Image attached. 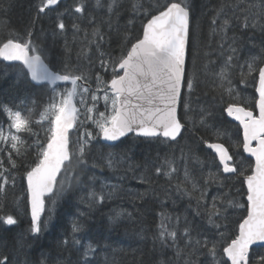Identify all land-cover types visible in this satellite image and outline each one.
<instances>
[{
    "label": "snow or ice",
    "instance_id": "obj_1",
    "mask_svg": "<svg viewBox=\"0 0 264 264\" xmlns=\"http://www.w3.org/2000/svg\"><path fill=\"white\" fill-rule=\"evenodd\" d=\"M59 4L60 0H39L25 37L18 38V33L12 30L0 40V59L20 62L16 75L23 86L21 94L7 102L0 100V113L5 117L0 120V213L6 206L7 189L15 188L17 175H21L26 181L24 200L30 216L27 231L39 241L53 218L54 197L61 196L72 185L69 174L75 182H81L73 164L79 165L81 171L116 169L126 164L127 153L110 151L101 153L100 164H89L97 145L115 147L106 142L123 143L122 138L132 134L171 147L178 145L184 134L192 133L197 125L212 129L216 140L229 139L226 132L209 123L214 119L213 112L201 106L196 96L202 83L201 74L210 75L216 93L214 99L222 105L221 113L239 121L243 130L239 146L254 157V163L245 168L238 152L230 154L224 143H209L203 137L197 139L212 150L210 162L202 160L187 146V151L179 149V155L176 151L162 157L157 154L155 160L143 166L144 173L151 168V175L142 173L138 177L142 185H147L145 191L129 193L134 201L147 198L159 201L155 228L141 229L138 234L148 239L145 233L151 232L154 254L151 264H209L208 258L211 264H264V254L257 251L264 250V0H219L210 19L209 36L217 38L216 48L211 51L202 50L198 41L191 0L163 3L157 0L155 4L128 0L127 10L141 21L138 35L132 32V19L123 30L118 23L113 24V18L118 21L125 7L121 0H107L105 4L95 0L94 8H103L107 16V20L100 21L89 11V0H74L54 20L51 35L64 40L67 57L70 30L72 41L79 39L80 51L74 62L64 58L53 63L49 61L47 48L38 42L39 38L34 40L33 35L40 15ZM12 6V0H7V7L0 4V12H7ZM67 16L75 19L66 24ZM81 17L87 18L90 29L76 23ZM237 32L251 35L245 39ZM112 33H115L116 49L111 47ZM214 54L219 64L211 59ZM201 58L203 63L198 68L197 61ZM58 82L70 87L60 91ZM249 85L254 90L251 107L245 106L246 99L239 87L246 90ZM34 89L47 90L46 105H38L31 98ZM40 107L43 111L37 113L40 119L36 120L33 110ZM37 128L43 131V139L34 130ZM25 136L31 143L22 138ZM29 150L35 152V157L31 164H25ZM213 168L216 170L212 171ZM153 176L162 178L165 184L154 186ZM234 178L246 185L244 203L231 197V189L222 191ZM85 179L89 184H100L99 190L93 188L81 197L89 213L121 191L120 185L98 182L96 176ZM213 186L216 194L209 196ZM46 198L53 207L47 209L45 216ZM184 198L188 200L184 212L167 210L169 201L175 208L177 201ZM13 203L16 216L0 215V221L7 226L19 223V205ZM230 210H243V215L229 233ZM87 214L78 213L81 218ZM125 217L131 219L132 213L116 211L108 220L117 225ZM84 231L85 225L74 220L71 237L58 242L66 250H77L75 264H92L90 257L96 254L94 244L81 245L77 239ZM167 251L172 252L171 257L166 256ZM0 264H12V261L4 255L0 256ZM38 264L48 261L42 258ZM56 264H72V261L57 260Z\"/></svg>",
    "mask_w": 264,
    "mask_h": 264
},
{
    "label": "trees",
    "instance_id": "obj_2",
    "mask_svg": "<svg viewBox=\"0 0 264 264\" xmlns=\"http://www.w3.org/2000/svg\"><path fill=\"white\" fill-rule=\"evenodd\" d=\"M39 0H12V8L7 12H0V40L6 38L7 34L14 30L18 33V38H24L26 35V29L30 26L33 17L35 16V5ZM148 3L155 4L157 0H146ZM161 3L164 0H160ZM193 9L195 12V23L198 25L197 38L201 45L202 50L211 51L216 48V37L209 36L210 19L213 15L212 9L218 6L219 0H191ZM102 4L107 3V0H101ZM121 3L125 6L121 9V13L118 21L113 18V24L118 23L123 30V26L127 24V21L134 20L131 29L133 34L138 35L141 27V21L135 19L128 9V0H121ZM0 4L7 7V0H0ZM74 4V0L63 1L56 6L52 11H46L40 15V18L35 23L33 39L42 43L48 50L49 61L53 63H59L60 59L67 58L70 62L76 60V55L80 51L79 39L76 42L72 41V32L69 30L67 37L69 40L70 51L65 57L64 40L59 36L53 38L52 32L54 30V20L56 17L70 8ZM90 9L92 15L96 16L97 21L107 20L105 10L103 8H94L95 0H89ZM75 17L67 16L65 23L68 24ZM76 23L83 29H90L87 18L81 17L76 19ZM231 31L229 35H231ZM238 35H243L245 39L251 33L237 32ZM113 43L112 49H116L117 45L115 41V33H112ZM82 37V34H81ZM42 38V39H41ZM259 37L256 39V43H259ZM211 45L210 48H206V45ZM211 59H218L215 54ZM203 63V58L198 59L197 66ZM0 59V100L7 102L9 99L14 98L16 95L23 92V86L20 79L17 77V65L18 63L11 64ZM51 66V65H50ZM103 75V73H102ZM30 78V77H29ZM107 79V77H105ZM200 79L202 81V87L196 94L199 97V104L203 107L210 108L213 112V120L209 123L213 124L215 128L220 129L222 132L228 134L229 139L216 140L214 131L212 129H202L197 125L192 133H185L184 139L179 141L178 145H172L171 147L164 143L148 142L144 138H137L133 135L123 139V143L115 144V147L105 148L103 144L97 145L91 153L89 158V164H100L99 159L101 153L113 152L116 154L127 153V162L116 169L100 168L92 170L81 171L80 166L73 164L72 167L76 169V174L81 175V182L77 183L74 180L72 174H69L68 179L72 182L70 188L59 197H54L56 203L54 205V215L49 223L48 230L44 233L39 241H36L28 233L30 216L27 214L24 196L26 181L21 175H17V183L15 188L7 189V202L4 212L0 215L12 214L17 215V208L13 202H17L19 205V215L17 216L19 223L13 226H7L0 221V256H9L12 264H38L40 259H46L48 264H56L57 260H71L72 264H75L78 259L77 250L74 248L65 249L59 246V241L64 238L71 237V227L74 220H79L80 223L85 225V231L77 235V239L81 241V245H85L89 242L96 246V254L90 257L92 264H151L153 259V249L151 242V232H146L145 235L148 239H142L138 234L141 229H154L157 223L156 212L160 210L159 201L154 198H147L145 201H134L129 193L134 191L143 192L147 185H142L139 180V175L144 173L143 166L148 163L149 160H155L157 154L161 157L170 151H176L179 155V149L191 147L202 160H212V150L208 149L206 144L199 141L197 137H203L208 142H222L229 147L231 154L239 153L240 158L244 160V167L247 168L249 164L254 163V160L248 156H245L243 149L239 146L242 140V131L238 124L232 122L226 113H221L220 109L222 105L219 103L216 97V93L213 91V82L210 75L201 74ZM70 85H57L58 90L63 91ZM95 87V85H93ZM241 90V96L246 99L245 106L251 107V103L254 99V90L249 85L246 90L243 86H239ZM47 90L34 89L32 99H35L38 105H46L48 103ZM196 96L193 100H196ZM23 98V96H21ZM255 98L258 99V95L255 94ZM227 99V98H226ZM78 107H80L77 102ZM195 107V104L193 105ZM100 110L103 111V106H100ZM257 110V109H253ZM43 111V107L33 110V118L39 120L38 112ZM196 118L195 113H191ZM5 117L0 113V120H4ZM90 126V124H89ZM40 132L41 139H43V131L39 128L34 129ZM31 143L28 138L22 137ZM187 146V147H186ZM6 147V146H5ZM35 157V152L29 150V154L25 160V164H31ZM237 157L234 155V159ZM18 163H20L18 161ZM140 166L129 167V166ZM207 170V169H206ZM216 169L213 168L212 171ZM24 168L21 167L22 173ZM146 175H151V168ZM246 175L249 173H245ZM85 176H96L98 182L107 184L120 185L121 191L112 200L106 201L103 205L94 207L91 212H88L86 203H81V197L87 195V191L95 188L99 190V183L89 184L85 179ZM155 185H164L165 181L162 178L152 177ZM231 189L230 195L240 203H244L246 199L245 190L246 185L241 184L235 178L233 181L224 188L223 192H228ZM216 186H213L209 190V196L216 194ZM157 191H160L157 188ZM175 199V197H173ZM47 201V200H46ZM9 204V205H8ZM188 200L184 198L177 201V206L173 208L169 201V212H184L187 207ZM53 205L50 201H47V208H52ZM47 208L45 216L47 215ZM126 210L132 213V218H122L117 225L109 223L108 217L116 211ZM88 213L86 217L81 218L78 213ZM231 213L229 221L230 228L228 232L235 230L237 220L243 215V210H238ZM44 218V217H43ZM42 218V219H43ZM13 245V246H12ZM80 251H83L81 248ZM264 254V250H257ZM42 253L46 255L42 257ZM167 257L172 256L171 251L166 252ZM201 259H204L202 257ZM209 264H211V258H208Z\"/></svg>",
    "mask_w": 264,
    "mask_h": 264
},
{
    "label": "water",
    "instance_id": "obj_3",
    "mask_svg": "<svg viewBox=\"0 0 264 264\" xmlns=\"http://www.w3.org/2000/svg\"><path fill=\"white\" fill-rule=\"evenodd\" d=\"M63 1H68V0H60V4L63 2ZM58 6V5H57ZM54 8H56V6H53V9ZM47 10H45V12H46ZM2 60V59H1ZM4 62H6V61H4ZM47 62V61H46ZM6 63H8V64H15V63H20V62H6ZM57 85H70V84H66V83H64V82H58V84ZM258 94V93H257ZM77 107H78V104H77ZM230 119H232V120H234L235 122H237L238 124H239V121H236L233 117H229ZM242 127V126H241ZM243 131V130H242ZM130 135H132V134H129V136ZM128 136V137H129ZM122 139H125V138H122ZM179 139V138H178ZM106 143H111V144H117V143H119V142H106ZM209 143H213V142H209ZM222 143V142H221ZM225 146L227 147V145L225 144ZM230 152V151H229ZM245 153V155L246 156H248V157H250V154L249 153H247V152H244ZM250 158H252L253 160H254V157H250ZM59 179V178H58ZM46 200H47V198H46ZM46 208H47V201H46Z\"/></svg>",
    "mask_w": 264,
    "mask_h": 264
},
{
    "label": "flooded vegetation",
    "instance_id": "obj_4",
    "mask_svg": "<svg viewBox=\"0 0 264 264\" xmlns=\"http://www.w3.org/2000/svg\"><path fill=\"white\" fill-rule=\"evenodd\" d=\"M258 95V94H257ZM254 112H258V109L255 111V110H253ZM228 118H229V116H228ZM230 119V118H229ZM232 122H235L234 120H232V119H230ZM236 124H238L237 122H235ZM239 126H240V128H241V131H242V127H241V125L240 124H238ZM242 133H243V131H242ZM230 151V150H229ZM230 154H231V152H230ZM245 154V153H244ZM246 156V155H245ZM252 159V158H251Z\"/></svg>",
    "mask_w": 264,
    "mask_h": 264
},
{
    "label": "rangeland",
    "instance_id": "obj_5",
    "mask_svg": "<svg viewBox=\"0 0 264 264\" xmlns=\"http://www.w3.org/2000/svg\"><path fill=\"white\" fill-rule=\"evenodd\" d=\"M217 60V64H219V60L218 59H216ZM201 87H202V84L200 85V87L199 88H197V90H196V94L198 93V91H200V89H201ZM48 209V208H47ZM43 218V217H42Z\"/></svg>",
    "mask_w": 264,
    "mask_h": 264
},
{
    "label": "bare ground",
    "instance_id": "obj_6",
    "mask_svg": "<svg viewBox=\"0 0 264 264\" xmlns=\"http://www.w3.org/2000/svg\"><path fill=\"white\" fill-rule=\"evenodd\" d=\"M42 39V38H41ZM9 205V204H8ZM13 246V245H12Z\"/></svg>",
    "mask_w": 264,
    "mask_h": 264
}]
</instances>
